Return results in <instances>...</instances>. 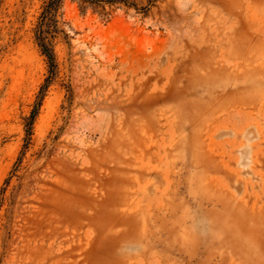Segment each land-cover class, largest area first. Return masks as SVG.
I'll list each match as a JSON object with an SVG mask.
<instances>
[{
    "label": "rangeland",
    "instance_id": "obj_1",
    "mask_svg": "<svg viewBox=\"0 0 264 264\" xmlns=\"http://www.w3.org/2000/svg\"><path fill=\"white\" fill-rule=\"evenodd\" d=\"M48 2L0 0V264H264V0H56L51 63Z\"/></svg>",
    "mask_w": 264,
    "mask_h": 264
},
{
    "label": "trees",
    "instance_id": "obj_2",
    "mask_svg": "<svg viewBox=\"0 0 264 264\" xmlns=\"http://www.w3.org/2000/svg\"><path fill=\"white\" fill-rule=\"evenodd\" d=\"M82 1L83 2H91V0H82ZM55 2H56V0H50V2H48V4L44 7V9L41 13V21H40L39 26L37 28V34H36L40 50L48 58L50 63L52 62V52L50 51L48 44L45 42L46 37L44 36L45 30L43 27H44V25H47V23L50 20L53 7L55 6ZM34 112L35 111H32V113H31L32 118L34 116Z\"/></svg>",
    "mask_w": 264,
    "mask_h": 264
}]
</instances>
